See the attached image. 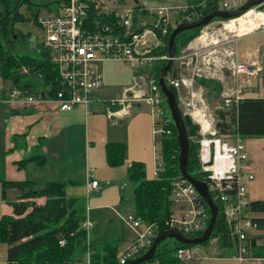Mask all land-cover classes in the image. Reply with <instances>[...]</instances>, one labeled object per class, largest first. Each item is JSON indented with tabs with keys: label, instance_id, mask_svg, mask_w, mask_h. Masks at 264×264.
Listing matches in <instances>:
<instances>
[{
	"label": "built area",
	"instance_id": "2783aa9c",
	"mask_svg": "<svg viewBox=\"0 0 264 264\" xmlns=\"http://www.w3.org/2000/svg\"><path fill=\"white\" fill-rule=\"evenodd\" d=\"M50 1L53 8H47L45 14L39 13L36 21L42 31L40 45L47 51L57 71V86L52 94L45 88L43 95L23 94L20 89H13L11 95L26 103L54 102L59 111L82 108L91 112V105L101 100L98 93L103 88L102 64L124 63L132 70L131 83L122 89L120 95L102 99L106 115L116 124L130 116L135 108L145 106L151 115L153 141L156 144L163 133H170L164 128L170 117L166 115L167 104L158 80L150 74V70L159 61L167 62L170 59L171 65L163 75L164 82L175 88L180 110L199 125V167L206 173V183L213 201L216 199L221 204L234 243V258L238 264H264V256L253 254L248 240V232L258 229L257 222L248 210V185L254 176L249 171L244 138L236 132L219 133L215 126L217 113H210L205 106H198L195 97L200 94L192 89L193 83H198V78H209L207 75L212 74L208 73L209 66H206L207 32L201 30L197 37L171 58L168 53L161 52L164 47H168L167 38L171 29L181 22L199 19L200 14L187 4L145 7L135 0L132 4H126L123 0ZM246 1L238 0L236 7H231L221 0L220 9L233 10ZM203 33L205 38L202 37ZM207 53L210 54V51ZM211 58L213 62L219 61L216 55ZM234 59L228 61L227 67L235 85L239 84L238 73L252 76L259 70L253 62L239 64L236 55ZM183 64L185 69L181 68ZM183 69L191 74L185 76ZM182 88L186 89V94H183ZM225 91L222 95L225 97L224 106L228 109L243 97L234 88L229 93ZM200 100L203 101L202 98ZM154 156L157 175L161 164L158 163L157 145H154ZM86 178L87 192L97 188L98 182L91 175ZM170 197L174 203L183 202L189 207V213L175 216L173 211L168 222L169 229L187 234L203 228L202 221L206 218L201 211L204 199L191 183L183 177L174 179ZM141 225L143 231L136 230ZM92 227V222L86 217V232L89 233ZM133 227L137 237L130 246L118 253L119 264H126L128 260L138 257L154 234L153 227L144 224L140 218L133 221ZM216 241L214 237L206 244L179 247L175 257L184 263L198 258L202 248L210 249ZM85 258V264H89V253ZM142 264L151 263L147 261Z\"/></svg>",
	"mask_w": 264,
	"mask_h": 264
},
{
	"label": "trees",
	"instance_id": "16d2710c",
	"mask_svg": "<svg viewBox=\"0 0 264 264\" xmlns=\"http://www.w3.org/2000/svg\"><path fill=\"white\" fill-rule=\"evenodd\" d=\"M185 2L193 6L200 14V18L217 11L221 6V0H185ZM23 4H27V7L31 9L27 0H0V77L10 81L23 92L28 89L32 90L26 82L27 75L19 73L20 68L26 66L31 74L37 73L40 76L45 88L49 94H52L57 86L58 75L47 51L40 47L36 55H18L6 47V42L14 37L15 24L29 20V17L24 16L19 10ZM38 13L39 10L35 9L33 16L36 23ZM216 19L219 18L214 20ZM201 28L202 26L178 33L175 36L174 54L194 39ZM161 52L168 53V47H164ZM166 63V61H159L150 70V74L158 80L160 70ZM197 82L207 89L208 95L219 96L222 91V85L218 80L198 78ZM167 86L177 98L175 88ZM162 95L166 102L164 94ZM166 108L169 109L167 105ZM215 126L219 133L236 132L243 138L264 136V97L245 95L230 109L218 110ZM164 128L170 130V133H163L160 137L159 159L161 164L156 177L145 178L144 166L139 161H132L127 166V176L134 184L132 204L135 217L140 218L144 224L151 225L154 231L150 243L138 256L146 252L156 235L170 228L168 222L173 214L172 204L174 203L170 197L172 181L182 178L178 166L177 130L171 117ZM186 131L189 141L186 169L191 176L208 182L206 173L200 170L198 161L199 125L193 123ZM125 153L126 146L121 142H108L105 145L106 162L110 166L121 164ZM42 158L34 159L42 163L44 161ZM22 164L23 161H19V165ZM0 184L3 199H5L7 188L14 187L21 192L19 199L10 204L13 214H4L0 217V242L8 244L7 264H67L71 261L85 259L87 253H89V264H119L117 253H119L120 241L97 248L88 239L84 228L87 207L79 198L66 195L65 182L48 181L43 187L36 188L33 181L5 180L1 175L0 162ZM36 197H44L45 200L41 204L31 200ZM214 201L218 207L214 229L210 238L201 244H206L211 238L216 237L220 248L231 249L234 243L229 235L221 204L216 199ZM203 206L208 213L206 225L210 218V209L205 200ZM248 210L264 212V200L250 201ZM253 220L257 222L258 230H264V217H255ZM204 228L188 232L187 235L199 236ZM259 237L262 238V235ZM257 239L258 237H252L250 243L254 246L256 255L264 256V243H257ZM60 241L63 243L61 244ZM188 245L190 244L166 238L157 245L153 257L148 262L185 264L175 257V251L179 247Z\"/></svg>",
	"mask_w": 264,
	"mask_h": 264
},
{
	"label": "rangeland",
	"instance_id": "374dc122",
	"mask_svg": "<svg viewBox=\"0 0 264 264\" xmlns=\"http://www.w3.org/2000/svg\"><path fill=\"white\" fill-rule=\"evenodd\" d=\"M123 1L126 4H132V2H134V0ZM135 1L139 5L145 7L164 4H186L185 0ZM27 2L29 6L31 5V9L27 7V4H23L19 10L24 16L29 17V20L17 22L15 24L14 37L6 42V47L9 48L12 53L18 55H36L38 50L33 51L31 49L30 36L34 38L36 42H39V44L37 43V49H41L40 41L42 39V31L40 26L34 21V11L35 8H37L41 14H45L47 8H53V3L50 0H27ZM227 2L231 7H236L238 4V0H227ZM263 28L264 1L251 7L250 10L240 15V17L230 20L216 19L201 28V30L207 32L205 42L208 44L206 49V59H208V62L206 66H209V68H207L208 73H212L211 76H207L220 81L222 91L219 96L208 95L207 89L204 86L194 82L192 89L200 94V96L197 95L195 97L198 106H205L210 113H217V109H228L224 106V104H226L224 101L225 97L222 95L225 90V92L229 93L231 88H234V90L240 91L243 96L249 95V75H245L241 72L238 73L239 86L230 82L232 80V74L229 69L226 71L225 64L230 60H235V54L226 52L224 47L229 44L231 45V42L234 41L237 35H243L256 29L260 30L242 37L239 39L238 43H244L245 47L255 44L264 45V31L261 30ZM27 34H30V36ZM202 36L205 38V33H203ZM209 51L210 54L207 53ZM213 55L219 57L218 62L212 61L211 56ZM181 68H184V64L181 65ZM184 69L183 74L189 76L191 73L189 71H184ZM219 70H222L224 75L230 78L226 77V79L221 80L219 78L221 76ZM19 73H25L27 77L35 83L40 80V76L37 73L31 74L26 66H22ZM102 74L104 90L100 99L103 97L111 98L120 95L122 89L131 83L132 70L128 65L121 62H104L102 64ZM227 78L229 79L227 80ZM5 83L6 86H9L8 81ZM182 92L186 94V89L182 88ZM258 96H264V88L261 85ZM200 98H202L203 101H201ZM102 101L97 105L99 111L89 117L88 131L91 149L87 152V159L84 165L82 161L85 156L82 151V144L76 142L70 144L72 148L71 152L65 149L66 144H55L60 158L54 160L50 157L44 164H35L34 167L43 171V173H51L57 169L58 165L63 169L65 166H70L74 171V176L73 181H70V183L65 186V192L68 197H76L84 201L85 207H87V217L93 224V227L89 230V233H87V237L97 248H102L110 243L120 241V252L130 246L137 237L133 227V221L137 219L132 204V190L134 184L128 180L127 166L132 161H139L144 166L145 178H155L157 162L155 161L153 146H159V143L155 144L153 141V135L151 134L152 119L148 110L147 112L141 111L140 113H136L132 117L124 119V121L122 120V127L108 128L110 123L104 111L105 104ZM166 115L171 117L170 110L167 108ZM142 125L145 128L149 127L148 136L143 134ZM109 138H118V140H120L118 142L126 146L125 158L123 162L117 166H110L106 162V141L104 140ZM243 140L246 150L249 152V137ZM99 148H102L101 155L97 153ZM73 155L78 156L76 161L71 160ZM159 162L160 159H158V163ZM87 169L90 171L89 174L93 175V179L98 182L97 188L90 192H87L86 188ZM8 194L7 196L9 197ZM172 208L174 209L175 216H179L182 213H189V207L185 206L183 202H176L172 205ZM201 211L205 213L207 218L208 213L204 207ZM206 218L202 221L203 227H206L208 224L205 225ZM136 230L143 231V226L141 225L136 228ZM127 244L128 246L125 247ZM67 264H77V261H71ZM151 264H155V262H151Z\"/></svg>",
	"mask_w": 264,
	"mask_h": 264
},
{
	"label": "crops",
	"instance_id": "0c3cea01",
	"mask_svg": "<svg viewBox=\"0 0 264 264\" xmlns=\"http://www.w3.org/2000/svg\"><path fill=\"white\" fill-rule=\"evenodd\" d=\"M222 1L227 2V0ZM39 13L41 12L39 11ZM259 30L260 29H256L243 35H237L234 41L231 42V45L229 44L224 47L226 52L231 51L236 55L239 64H250L253 62L259 68L256 74L249 77V96L251 97H264L258 96L260 85L264 88V45L255 44L253 46L245 47L244 43L240 42L239 44L238 42L242 37H245L248 34H253ZM261 30L264 31V28ZM28 35L30 36V34ZM30 43L31 49L37 51L39 42H36L34 38L30 36ZM227 63L225 64L226 71L228 69ZM219 71V74L221 75L219 78L221 80L229 77L224 75L222 70ZM229 78H227V80ZM6 81L8 80H3L0 77V162L2 177L9 181H33L36 188L43 187L48 181H63L67 185L70 181H73L74 176V171L70 166H65L63 169L58 165L57 169L51 173H43V171L36 169L34 166L35 164H44L50 157L54 160L60 158V154L58 153L55 144H66L65 149L68 152H71L72 148L70 144L76 142L82 144V151L85 156L82 161L84 165L87 159V152L91 149L88 131L89 117L99 111L97 108L98 103L107 97H103L101 100L93 103L91 105V112H86L85 109L82 108L64 112L59 111L57 104L54 102L36 101L26 103L19 97L12 96V90L20 88L12 85L10 81H8L9 86H6ZM26 82L32 90L28 89L26 92L22 91L23 94L43 95L45 86L41 78L35 83L32 82L29 77H26ZM230 82H232V80ZM103 90L104 89L102 88L98 93L99 98L102 97ZM147 110L148 109L145 106L141 105L135 108L130 116H126L116 124L112 123L106 115L110 123L108 128L122 127L124 119H128L141 111L147 112ZM148 128L149 127L145 128L142 125L143 134L146 136H148ZM104 141L108 143L118 142L120 140H118V138H109ZM97 153L101 155L102 148H99ZM72 157L71 160L76 161L78 156L73 155ZM248 157L249 171L254 176L248 185L249 201L264 200V136L249 137ZM34 158H42L44 161L38 163ZM19 161H23V164L19 165ZM89 173L90 171L87 169L86 176L91 175L93 178V175ZM20 194L21 192L17 188H7L5 199H3L1 197L0 184V217L4 214H13L12 206L10 204L13 201H17ZM31 200L41 204L45 199L44 197H36L31 198ZM174 204L175 203L172 205ZM249 214L253 218L264 217V212L249 210ZM259 235H262V238H260ZM252 237H258L257 243L263 244L264 230L248 232L251 252L257 254L254 250V246L250 243ZM127 246L128 244L125 247ZM7 249L8 244L0 242V264H7ZM234 254V247L231 249L220 248L216 241L212 244L210 249H207L206 247L202 248L198 253V258L191 259L185 262V264H238L234 258ZM83 261L84 259L82 258L77 261V264H85V261Z\"/></svg>",
	"mask_w": 264,
	"mask_h": 264
},
{
	"label": "water",
	"instance_id": "95a60500",
	"mask_svg": "<svg viewBox=\"0 0 264 264\" xmlns=\"http://www.w3.org/2000/svg\"><path fill=\"white\" fill-rule=\"evenodd\" d=\"M264 0H248L239 7H237L234 10H227V9H218L217 11L211 12L204 17H201L195 21L190 22H181L172 30L169 40H168V55L169 57H173L175 53L176 43H175V36L180 33L183 30H189L196 27H204L207 24L211 23L215 18L223 19V20H230L232 18L239 17L246 11H248L251 7L254 5H257ZM171 65V60L169 59L164 67L160 70L159 77H158V83L160 86V90L164 94L166 98V104L170 110L171 119L176 126L177 130V141L179 146V156H178V166L181 172L182 177L191 183L197 192L203 197L206 204L208 205L210 209V218L208 221V224L204 228L201 235L196 237H190L187 234L175 230V229H167L163 231L162 233L155 236L153 239L150 247L144 252L142 255L130 259L127 261L126 264H142L147 261H149L157 248V245L166 238H173L176 241L183 243V244H190V245H196L201 244L207 241L214 229V225L217 219L218 215V207L217 204L213 201L207 183L201 179L195 178L191 176L187 169V159H188V147H189V141H188V135H187V128H189L194 122L192 121L191 117L183 113L180 108L178 107L175 95L173 94L172 90L165 84L164 82V73L169 69ZM114 108L113 110H115Z\"/></svg>",
	"mask_w": 264,
	"mask_h": 264
},
{
	"label": "bare ground",
	"instance_id": "6f19581e",
	"mask_svg": "<svg viewBox=\"0 0 264 264\" xmlns=\"http://www.w3.org/2000/svg\"><path fill=\"white\" fill-rule=\"evenodd\" d=\"M249 10H250V9H249ZM246 12H247V11H246ZM243 14H244V13H243ZM243 14H242V15H243ZM239 17H240V16H239ZM236 18H237V17H236ZM232 19H233V18H232ZM234 20H235V19H234ZM202 37H203V36H202Z\"/></svg>",
	"mask_w": 264,
	"mask_h": 264
},
{
	"label": "flooded vegetation",
	"instance_id": "af4514ba",
	"mask_svg": "<svg viewBox=\"0 0 264 264\" xmlns=\"http://www.w3.org/2000/svg\"><path fill=\"white\" fill-rule=\"evenodd\" d=\"M234 10V9H233Z\"/></svg>",
	"mask_w": 264,
	"mask_h": 264
}]
</instances>
